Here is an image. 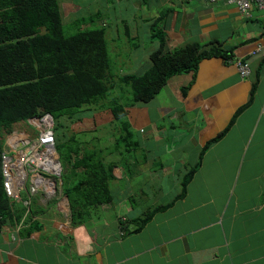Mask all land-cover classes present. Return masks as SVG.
<instances>
[{
  "label": "crops",
  "instance_id": "1",
  "mask_svg": "<svg viewBox=\"0 0 264 264\" xmlns=\"http://www.w3.org/2000/svg\"><path fill=\"white\" fill-rule=\"evenodd\" d=\"M125 1L113 24L115 38L118 28L127 38L128 56L139 54L135 39L147 40L154 44L141 48L139 60L150 62L153 30L165 35V51L192 43L227 55L201 60L194 75L172 76L148 103L129 108L143 158L124 161L129 173L113 168L111 193L144 174L137 183L145 210L168 207L123 236L113 205L119 197L73 225L61 196L0 229V264H264V15L253 4L244 17L228 0ZM238 60L248 63V76H240ZM98 213L104 218L94 220Z\"/></svg>",
  "mask_w": 264,
  "mask_h": 264
},
{
  "label": "trees",
  "instance_id": "2",
  "mask_svg": "<svg viewBox=\"0 0 264 264\" xmlns=\"http://www.w3.org/2000/svg\"><path fill=\"white\" fill-rule=\"evenodd\" d=\"M62 1L65 0H0V229L15 222L24 210L20 202L7 198L2 186L3 136L15 125H27L28 119L42 115L51 116L54 127L60 125L61 120L72 125L77 120L82 121V116L92 115L89 112L107 110L111 123L116 124L113 131L119 134L113 144L119 149L122 143L124 150L130 153L136 150L138 142L131 138L133 133L124 120L129 108L148 103L172 76L194 75L201 60L217 55L227 58L220 48L204 49L192 43L165 51V35L153 30L151 38L157 43V49L149 55V68L139 75H116L111 70L105 38L107 14L95 10L74 19L68 25L73 27V32L66 34ZM103 1L104 8L112 11L119 6L115 0ZM119 12L122 14V10ZM117 18L121 16L110 23ZM122 88L128 89L130 97L123 102L116 95L112 96L116 89L123 95ZM54 138L59 160L63 159L71 174L76 175L69 188L62 187L74 225L76 221L85 220L90 209L112 202L109 182L117 164L111 161L105 165L94 150H89L93 139L83 142L72 134L65 141L68 150L62 152L55 132ZM131 159L128 157L125 161ZM124 169L130 172L128 165ZM191 175L189 171L183 177L178 197L185 193ZM133 197L134 193L130 200ZM166 207L168 205L150 207L133 219L117 211L120 234H137L156 212ZM32 208L41 210L35 204ZM34 213L37 212L31 209L29 216Z\"/></svg>",
  "mask_w": 264,
  "mask_h": 264
},
{
  "label": "rangeland",
  "instance_id": "3",
  "mask_svg": "<svg viewBox=\"0 0 264 264\" xmlns=\"http://www.w3.org/2000/svg\"><path fill=\"white\" fill-rule=\"evenodd\" d=\"M126 1L122 0V3ZM120 4L117 8L116 11H112L110 8H104L105 2L103 0H65L64 2L62 1L60 3L61 6V12H62V20H63V25L65 29L66 34H71L73 32V27L68 26L74 19L87 16L89 13H92V11L99 10L103 14H107V26H105V38H106V43H107V50H108V55H109V62L111 65V70L114 74L116 75H121V74H142L146 69L150 66V62L148 64L144 63L143 60H139L142 57L141 48L143 47L145 49V46L149 50L150 47L153 46L150 45L149 47V42L147 40L144 41V45H142V41L136 40L133 41L134 43H140V47L138 48V55L135 54L134 56H137V58H133L131 56L127 55V52L125 50H129L124 44L127 43V38L124 36L122 33V30L118 28L119 34V39L115 38V27L113 23H110V21H113V18L117 17H122L124 16V8L123 4ZM122 10V14L119 12ZM110 13V14H109ZM139 35L142 34L143 28L139 27ZM124 53V54H123ZM134 53H137V50L134 51ZM143 61V62H142ZM123 89V88H122ZM126 92V93H125ZM125 93V95H124ZM118 99H121V101H127L129 100V93L128 89H123V95L120 93L119 90H115V93L112 94V96H115ZM121 96V97H120ZM122 101V102H123ZM140 106V105H137ZM133 108V107H132ZM87 113V112H85ZM90 116L88 117H81L82 121L78 120L73 123L72 125H69L66 121L64 123L63 120L60 121L59 124H55L54 127V132L56 135L59 136L60 138V144L62 145V152H66L67 149V142H65L72 134H76V137L80 139L83 142H90L91 139L92 143L89 145V150H94L96 157L99 158L102 162H104L105 165H107V162L114 161L116 162L117 166L120 168H124L125 164L124 161L128 157H132L133 160L135 156H139V161H142V156L137 154L136 151H132L130 153H127L124 150V145H119V149L115 147L113 144L114 138H117L119 136L118 133H114L113 129L116 127L115 123H111V114L107 110H96L95 112H89ZM134 117L133 114H129L128 116L125 117L126 123L129 125V130L133 133V136L131 138L133 141L138 142L139 140V134L134 130V125L133 123L130 122V118ZM55 122V121H54ZM65 124L67 128L65 127ZM20 130V129H27L30 130V127L27 128V125L19 124L15 125L13 127V130ZM140 141V140H139ZM98 150H101L99 152ZM113 151V152H111ZM111 152V153H110ZM131 154V155H130ZM137 160V159H136ZM60 165H61V180H62V187L64 189L69 188V185L71 186V182L74 183L75 180V174L70 172L67 168V163L63 159L59 160ZM64 161V162H63ZM144 174H137L134 178H128L130 182V188L128 184L126 187L120 191H114V200L116 201L119 200L122 202L120 205L119 203L113 204L114 208H117L116 210L119 211L121 214H126L127 211H133L135 208H137V212H141V210H145V201L144 199L142 200V195L140 194V191H138L139 186L138 183L143 180ZM127 181V180H126ZM138 182V183H137ZM111 185V184H110ZM116 188V187H114ZM122 188V187H121ZM137 190V191H136ZM148 190V189H147ZM134 193V199L127 201V198H131V194ZM129 196V197H128ZM152 196V194H150ZM126 197L125 199H122ZM157 199V198H156ZM151 201V200H150ZM154 202V201H152ZM162 198H158L153 204L156 203H161ZM151 204V205H153ZM138 206V207H137ZM52 208H55L54 206ZM136 212V213H137ZM103 214L98 213L97 216L94 218V220L102 219L104 216ZM112 218V217H111ZM102 221V220H101Z\"/></svg>",
  "mask_w": 264,
  "mask_h": 264
},
{
  "label": "built area",
  "instance_id": "4",
  "mask_svg": "<svg viewBox=\"0 0 264 264\" xmlns=\"http://www.w3.org/2000/svg\"><path fill=\"white\" fill-rule=\"evenodd\" d=\"M212 3L215 0H200ZM238 12L249 16L251 6L264 15V0H228ZM258 47L251 52L256 54ZM241 77L249 75L247 62L236 61ZM3 136L1 153L2 186L11 202H20L28 215L36 198L44 204L56 198L61 188V166L55 150L54 122L49 115L28 119L27 128Z\"/></svg>",
  "mask_w": 264,
  "mask_h": 264
},
{
  "label": "clouds",
  "instance_id": "5",
  "mask_svg": "<svg viewBox=\"0 0 264 264\" xmlns=\"http://www.w3.org/2000/svg\"><path fill=\"white\" fill-rule=\"evenodd\" d=\"M3 143V142H2ZM56 150V149H55ZM57 153V152H56ZM58 155V154H57ZM58 161H59V156H58ZM59 163H60V161H59ZM61 166V165H60ZM61 173H62V171H61ZM60 180H61V178H60ZM61 196H64L63 194H62V180H61V188H60V191L58 192V195H56V198H52L51 200H48L47 202H44V204H39V201L35 198L34 200H33V202H32V205L33 204H35V205H37V206H39L40 208H45L47 205H49V204H51L53 201H55V199H59V198H61ZM65 197V196H64ZM65 199H66V201H67V203H68V200H67V197H65ZM37 203V204H36ZM57 203V202H56ZM53 204V203H52ZM69 206V205H68ZM32 209V208H31ZM25 213V212H24ZM29 215V214H28ZM24 216H26V215H24Z\"/></svg>",
  "mask_w": 264,
  "mask_h": 264
}]
</instances>
